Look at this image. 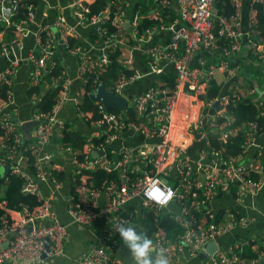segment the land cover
I'll return each mask as SVG.
<instances>
[{
  "label": "built area",
  "instance_id": "2783aa9c",
  "mask_svg": "<svg viewBox=\"0 0 264 264\" xmlns=\"http://www.w3.org/2000/svg\"><path fill=\"white\" fill-rule=\"evenodd\" d=\"M4 1L0 0V20L13 27V36L8 41L0 42V56L7 60V64L0 69V87L5 88V97L0 101V169L5 164L10 165L6 175L0 172V183L9 174L21 176V191L35 196L37 205L31 210L23 205V209L14 210L16 217H13V210L6 207L5 200L0 201L4 209L0 223V264H30L41 259L45 238L48 239L49 255L62 253L67 225L59 220L53 204L61 182L51 172L53 167L58 166L51 162L52 153L47 148V142L51 133L61 138L68 128L65 120L56 117L51 111L34 112V138L25 145L20 128L10 114L2 110L3 105L13 101L12 81L20 61L18 51L22 38L29 33L27 21L32 13V4H29L27 16L13 20V11L20 0H10L12 13L7 9L4 11ZM156 1L160 6H155L154 12L161 7L168 10V6L175 4L182 21L171 28L168 39L152 43L154 30L158 24L159 28H163L165 19L152 13L151 20L156 23L139 32V18L135 15L132 20L134 38L137 42L150 41L148 63L156 74L162 70L158 62L170 63L175 75L174 85H151L133 97H127L130 102L119 112L109 111L102 103L95 101L93 113L80 107L79 91L73 97L76 110L92 133L84 136L86 143L82 154L69 144L60 146L71 154L72 161L71 185L74 188L65 196L66 212L71 222L79 226L90 225L100 216L106 218L99 234L102 243L92 246L73 264H123L114 254L121 246L116 226L121 221L135 224L142 208L153 210L156 221L160 213L169 214L183 227V232L178 234L166 235L160 228L152 234L155 246L166 249L169 264H183L185 260L199 255L210 240L217 243L219 236L243 227L253 219L250 214H239L238 209L232 211L230 207L223 208V214H217L221 209H215L212 203L218 194L230 193V181L238 183L234 191V203L237 206H240L239 202L245 195L264 187V182L255 176L260 168L257 159L262 156L264 148L258 145L254 160H244L247 147L255 143L260 129L257 123L249 121L234 127V131L243 128L245 144L240 153L222 158L220 152L223 144L215 147L209 143L210 138H205L198 118L200 108H212L213 103L217 102L218 108L214 109L215 116L209 121V129L218 133V140L226 141L228 132L222 128L228 126L232 118L227 117L220 124H216L214 119L225 113L230 101L239 102L242 99L240 84L238 81L233 82L227 92L213 97H205V89L208 81L217 74L232 78L239 72L240 65L231 64L223 55L229 57L247 49L264 65V30L259 32L257 28L254 29L256 9L252 7L246 31L241 32V0H233L235 11L229 17L217 13V0ZM108 3L98 12H91L86 0H72L71 3L76 24L91 26L98 40L105 44L98 56L78 45H68V35L76 36L74 28L62 15L56 19L57 31L65 36L67 47L72 46L69 49L80 54L78 67L82 78L85 72L104 71L110 62L109 52L122 46L119 31L123 27V20L118 16L121 1L109 0ZM252 4H258L264 12V0H252ZM112 13L118 19L116 29L110 31L107 21ZM36 34L37 47L27 52L32 61L29 69L30 86L43 80V66L48 64L52 67L55 64L53 55L57 33L42 26ZM194 57L205 66H192ZM211 58L214 59L208 61ZM118 61L132 69L131 76L120 73L107 89L115 94H123L124 86L136 72L131 66L130 56ZM83 81L86 83L84 78ZM69 96L68 85L63 84L53 106ZM30 97L31 103L39 99L34 93ZM254 102L259 108V115L264 116V99L258 97ZM126 130L142 134L147 141L131 147L121 145L117 150L110 151L111 157L107 156L106 146L122 139ZM93 138L97 141H93ZM197 141L204 143L194 144ZM193 146L192 154L190 148ZM27 147L32 156L31 166L22 164ZM99 149H103L104 154L91 157L90 152ZM97 166L108 174L99 185H88L83 179L76 178L82 170H92ZM42 180L52 183L50 192L43 191L40 186ZM215 214L217 220L213 219ZM260 239L264 241V231ZM245 249L258 250L257 241L233 237L223 246L217 243V249L212 254L194 264H257L258 258L264 255L263 247L259 249L258 257H247Z\"/></svg>",
  "mask_w": 264,
  "mask_h": 264
},
{
  "label": "crops",
  "instance_id": "0c3cea01",
  "mask_svg": "<svg viewBox=\"0 0 264 264\" xmlns=\"http://www.w3.org/2000/svg\"><path fill=\"white\" fill-rule=\"evenodd\" d=\"M86 1L88 3H91L93 0ZM120 1L121 5L119 7L118 16L123 20V27L119 31L122 39V46L119 48L120 53L118 55V60L124 57L126 58L128 56H130L132 59L131 66L134 68L136 74L124 86L123 94L126 97H133L134 95L144 91L147 87L159 84V77L161 75L168 72L173 73V71L170 63L166 61L158 62L159 66L162 68L160 73L156 74L153 70H151L148 63V49L150 46V41L142 40L137 42L136 38H134V27L132 24V20L135 15H137L138 18L140 16V14H137L134 8L135 0ZM152 1L154 2L153 8L155 6H160L156 0ZM108 2L105 6H108ZM71 3L72 0H37L36 3L30 1L26 5L28 8V5L32 4V13L27 21V28L29 29V33L22 38L21 48L18 51L20 61L18 66L16 67L15 76L13 77L12 81L13 101L5 106L3 105L2 107V110L4 112L7 111L10 114L11 119L15 122L18 128H20V123H22L23 121L32 120V116L34 114L31 97H29V95L27 94V90L30 87L29 69L32 67V61L30 60V58H28L27 52L34 50L37 47V29L42 26H46L51 31H55L57 33L55 35L56 42L54 47L53 60L58 66H60V72L58 73V75L60 76H43V80L41 81L39 86L40 92L43 93L55 87L57 94L59 88L63 84H67L70 95L69 98L60 100L55 107L53 106V103L49 111H51L56 117L64 119L65 122H68L69 125L66 123L68 130L81 133L83 136L92 133L91 128L87 126V123L76 110L77 105L75 100H73L74 94L76 92L79 91V97L81 96V94L84 92L85 86L83 78L79 76L80 74L78 64L80 61V54H75L71 49H69L72 48V46L67 47L65 36L57 31V26L55 25L57 17L59 15H62L65 18L66 22L74 28L76 36H73L72 34L68 35V38L73 39L71 45H78L84 50L89 51L91 54L98 56L105 44L98 40V37L96 34H94L91 26H78L76 24L74 15L72 13ZM252 7V0H241V8L239 14V26L241 32L246 31L248 25V15L253 9ZM3 8L4 11L6 9L11 10L12 13L10 0L4 1ZM153 8L150 9L146 14V18L151 20L152 13H157L158 17L165 19L163 21L165 25L163 28H159L160 24H158L157 28L153 32L152 43L162 42L169 38L171 28L177 25V23L181 22L182 20L175 4L168 6V10L161 7L160 9L156 10V12H154ZM215 8L217 13L221 11L220 7H218V2L215 3ZM6 27H11V25L7 24L4 20H0V42L8 41L11 38L9 37V33L6 32ZM243 38L245 40V36ZM247 53H249L247 49H242L240 52L236 53L233 56H242L241 59L243 61L246 59L245 57L248 56ZM197 56L198 55H196V57ZM251 56L253 55H249V57ZM196 57H194L192 60V66L197 67L201 64L198 62ZM252 60V63L239 62L240 70L232 78H226L221 74H217L214 77V79L221 85L219 94L229 90L233 82L238 81L240 84L239 88L243 92V99L252 97L253 95H255L254 92H256L255 97H253L254 99H257L258 97L264 98V74L259 72V74L254 77L252 75L247 76L246 73L242 72L243 66L245 67V69L252 70H255L258 66H262L255 56ZM6 64V58L4 56H0V69H2ZM201 66L204 67L205 64H202ZM50 68L51 66H49L48 64L43 66V75H47L50 71ZM247 78L253 80V88H250L247 84ZM113 81L114 80L110 81L108 87L110 84H112ZM2 98L3 97H0V101L3 100ZM129 102L130 101L128 99L127 104ZM79 105L82 109H84L82 107L80 98ZM214 109L216 108L202 107L199 110L198 118L202 123L201 129L205 132V138L207 139L218 136L217 132H213V130L209 129V121L215 116ZM190 111H192V109ZM197 113L198 110L195 111L196 117ZM194 123H196V121ZM33 127L28 131V134L32 138H34V136H32L34 131ZM23 136L25 138L24 133ZM145 141H147V139L142 134L133 132L131 130H126L123 134L122 139L112 141L106 146V155L111 157L110 151L117 150L121 145L131 147ZM197 143L203 144L204 142L197 141L194 144ZM64 144L66 143H63L60 140V137L54 132L51 133L50 138L47 142V148L52 153L51 162L54 165L58 166L59 171L63 172V178L59 179L61 182V186L53 199V204L58 214L59 220L67 225V235L63 242L62 253L57 255H44L43 257H41V259L30 264H73L92 246L102 243L99 234L101 232V229L105 225V217L100 216L90 225L79 226L71 222V219L66 212L65 196L67 193H69L72 186V161L71 154L60 147ZM258 145L264 148V129L256 137L255 143L250 144L247 147L244 160H254ZM90 155L91 157H94L91 152ZM257 163L260 168L255 173V175L259 180H262L264 182V152L262 156L257 159ZM40 186L44 192H50L52 189V183L48 180H42L40 182ZM233 204L234 199L229 192L218 194L215 201L212 203L215 209L231 207ZM239 204L246 213L250 214L253 217V219L250 220L247 225L243 227H237L230 232L219 236L217 238V243L219 244V246H223L233 237L241 239L252 238L257 241L258 248H264V241L260 239V236L264 231V187L257 190L255 193L245 195L239 202ZM11 215L13 217H16L14 210L11 212ZM4 244L5 241L3 242V245ZM104 245L109 247V245L106 243ZM114 254L123 264H134L131 255L122 242L120 248L117 249ZM260 258L263 259L264 264V255L260 256L258 260ZM200 259V256L197 255L185 260L183 264H194L200 261Z\"/></svg>",
  "mask_w": 264,
  "mask_h": 264
},
{
  "label": "trees",
  "instance_id": "16d2710c",
  "mask_svg": "<svg viewBox=\"0 0 264 264\" xmlns=\"http://www.w3.org/2000/svg\"><path fill=\"white\" fill-rule=\"evenodd\" d=\"M36 3L37 0H20L18 5L13 11L12 19L13 20H19L27 16L29 9L27 8L28 2ZM109 0H93L91 3H89L91 12H98L101 10L102 7H104ZM87 2V1H86ZM218 7H220L221 14H224L225 16H230L235 11V5L233 0H217ZM154 2L152 0H135L134 2V8L137 14H140L139 16V23H138V30L141 32L144 28L152 25L153 23H156L155 20H149L146 18V14L149 12L150 9L153 8ZM253 7L256 9V25L254 26V29L256 28L259 30V32H262L264 30V12L262 11L261 7L258 4H253ZM118 17L111 14L110 18L107 21V26L110 31H113L116 29V22ZM3 25V24H2ZM6 32L9 33V37L13 36V27H6ZM226 40V39H225ZM73 39L68 38V45H71ZM249 52V51H248ZM120 53L119 48H115L114 50L109 52V59L110 62L107 66V68L102 71L101 73L96 72H85L83 74V78L86 80L85 86H84V92L80 96L82 107L86 110L92 111L94 113V105L95 101L91 100L89 97V93L92 92L100 83H103L107 88L110 81L115 80L120 73L124 72L127 76H131L132 69H128L126 66L121 64L118 61V55ZM203 55L208 56L207 53H204ZM247 57H245L242 61V56H236L234 57L233 54H231L229 57L227 55H223L222 57H226L229 59L231 64H239L241 63H252L253 57H249L251 53H247ZM214 58L209 59L208 61H212ZM261 67H256L255 70L252 69H245L243 66L242 72L244 71L249 72L247 76H254L256 77L259 72L264 74V65L260 63ZM242 65V64H241ZM252 65V64H251ZM60 72V66H58L56 63L50 68V71L47 75L43 76H51L55 77ZM174 78L175 75L172 72L165 73L159 77L160 79V85H165L172 87L174 85ZM253 80L247 78V84L250 88H253L252 85ZM40 83H34L31 84L29 89L27 90V94L29 97L34 93L39 98L38 100L32 102L33 104V111L38 113H45L49 111L55 102V96H56V88L53 87L51 90H47L46 92L41 93L39 86ZM4 86L0 87V97H5V90ZM221 89L220 83H218L215 79H210L208 81V86L205 89V97H213L219 94V91ZM227 92V91H226ZM256 95V92H254ZM255 95H253L250 98L242 99L239 102H232L230 101L227 105V109L224 114L216 117L214 119L216 124L222 123V121H226V118H232L231 123L228 126H224L222 128L223 130L228 132V137L226 141L222 142L218 140L216 137H211L209 139V143L215 147H219L220 144H223V150L220 152V156L222 158H226L231 155H236L242 151L243 145L245 144V132L243 128L234 131L233 128L237 127L241 123L244 124L249 121H255L257 125L259 126V130L257 131V136L260 134V132L264 129V116L259 115V108L257 107L256 103L254 102ZM264 99V98H263ZM109 111L113 112H119L120 110L116 108H110ZM130 111V110H129ZM68 125L69 123L66 122ZM60 140L63 143L69 144L74 149L80 151V154H82V150H84L85 145V138L81 133H77L74 131L66 130L63 133L62 138ZM32 137L24 138V144L27 145L31 143ZM93 141H97V139L93 138ZM82 157V155L80 156ZM22 164L24 166H31L32 165V156L30 149L27 147L25 149V155L22 160ZM58 167H53L51 172L54 173L58 179L63 178V172L58 170ZM254 175V174H253ZM108 176L107 172L102 169L101 167H96L95 169L89 170L84 169L81 171L80 174L76 176V178L83 179L86 184L88 185H99L100 182ZM256 176V175H255ZM72 184V183H71ZM22 186V178L19 175L15 174H9L6 177V180L2 179L0 183V201L5 200L6 207L12 210L16 209H23V205L26 206L28 209H32L37 205V201L35 196L31 195L30 193H24L21 191ZM238 187V183L236 181H230V194L232 195L234 199V191H236V188ZM74 185L71 186V189L73 190ZM228 193V192H225ZM227 208V207H226ZM232 211H235L238 209L239 214L246 213L243 211V208L240 206H237L235 203L230 207ZM240 210V211H239ZM223 209L218 210L217 214H223ZM141 215L136 219L135 225L139 227L141 231H144L148 236L152 238V234L157 231L158 228L165 231L166 235L170 234H178L183 232V227L179 226L177 222H175L172 218H170L169 214H163L160 213L157 217L158 220H155L156 214L153 210H148L147 208L141 209ZM4 214V209L0 206V223H1V216ZM217 214L214 216V220L218 219ZM197 215V214H196ZM208 221V220H207ZM261 247V246H259ZM259 249L256 251H251L250 249H245V255L247 257H258L259 256Z\"/></svg>",
  "mask_w": 264,
  "mask_h": 264
},
{
  "label": "clouds",
  "instance_id": "9594fccd",
  "mask_svg": "<svg viewBox=\"0 0 264 264\" xmlns=\"http://www.w3.org/2000/svg\"><path fill=\"white\" fill-rule=\"evenodd\" d=\"M120 241L126 246L134 264H169L166 249L157 248L153 239L130 221H121L116 226Z\"/></svg>",
  "mask_w": 264,
  "mask_h": 264
},
{
  "label": "water",
  "instance_id": "95a60500",
  "mask_svg": "<svg viewBox=\"0 0 264 264\" xmlns=\"http://www.w3.org/2000/svg\"><path fill=\"white\" fill-rule=\"evenodd\" d=\"M127 23V22H126ZM89 97L91 100L98 101L103 104L105 109L110 108H116L118 110H123L127 104V97L123 94H115L111 90L107 89L106 86L103 83L98 84V86L89 93ZM213 106L215 108H218L217 102L213 103ZM35 125L34 120H25L22 123H20V129L24 133L25 137L28 138L30 135L28 134V131ZM199 145V143H197ZM196 144V145H197ZM195 146V145H194ZM194 146L190 149V153L194 152ZM92 155L98 156L103 155L104 150H92ZM10 169L9 164H5L0 169V172L2 175H6ZM6 245V242L3 246ZM47 246H48V239H44V252L42 254V257L44 255H47ZM217 249V243L215 240H210L204 245V249L200 251L199 256L201 259L207 258L210 254H212ZM257 264H263V259L260 258L257 262Z\"/></svg>",
  "mask_w": 264,
  "mask_h": 264
},
{
  "label": "rangeland",
  "instance_id": "374dc122",
  "mask_svg": "<svg viewBox=\"0 0 264 264\" xmlns=\"http://www.w3.org/2000/svg\"><path fill=\"white\" fill-rule=\"evenodd\" d=\"M244 73L248 74L249 72H247V71H244Z\"/></svg>",
  "mask_w": 264,
  "mask_h": 264
}]
</instances>
